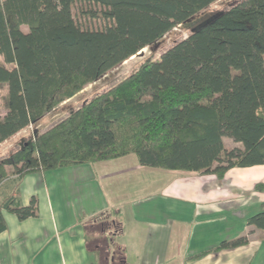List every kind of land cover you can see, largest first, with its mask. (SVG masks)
<instances>
[{
  "label": "trees",
  "instance_id": "16d2710c",
  "mask_svg": "<svg viewBox=\"0 0 264 264\" xmlns=\"http://www.w3.org/2000/svg\"><path fill=\"white\" fill-rule=\"evenodd\" d=\"M216 1L0 0V83L7 86L0 144L174 27L191 28L0 159V233L8 228L5 211L19 220L38 216L37 195L28 204L19 195L30 173L130 153L142 165L219 177L264 164V0L205 13ZM224 137L242 147H227ZM121 213L115 207L84 220L102 264H129L107 238L122 232ZM247 223L264 233V203Z\"/></svg>",
  "mask_w": 264,
  "mask_h": 264
},
{
  "label": "crops",
  "instance_id": "0c3cea01",
  "mask_svg": "<svg viewBox=\"0 0 264 264\" xmlns=\"http://www.w3.org/2000/svg\"><path fill=\"white\" fill-rule=\"evenodd\" d=\"M10 139L0 144V159L12 150ZM19 195L24 204L37 195L38 216L4 212L0 264H102L84 220L115 207L123 222L116 242L129 264H264V233L247 223L264 203V164L219 177L142 165L130 153L27 174ZM242 236L247 242L220 248Z\"/></svg>",
  "mask_w": 264,
  "mask_h": 264
},
{
  "label": "rangeland",
  "instance_id": "374dc122",
  "mask_svg": "<svg viewBox=\"0 0 264 264\" xmlns=\"http://www.w3.org/2000/svg\"><path fill=\"white\" fill-rule=\"evenodd\" d=\"M239 0H218L213 3L205 13H214L220 11L222 9H227L229 6L234 4ZM73 13L76 17L79 16V6L76 5L73 9ZM24 29H27V26H23ZM191 28L188 23L185 25H178L173 28V30L169 31L162 38H160L153 45L147 46L142 49L137 54L131 56L127 60H125L120 65L108 71L104 76L98 79L96 82L87 84L83 90L79 91L74 97L55 107L51 112L47 113L37 125H32L21 131L18 135L10 139L5 146L14 150L21 144L24 140L31 139L34 135V131L43 130L47 127L51 126L53 123L59 121L61 118L65 117L70 110L79 107L85 100L91 98L96 93L101 92L107 89L110 85L115 82L123 79L129 73H131L134 69L138 68L142 63L151 58H157L159 55L168 47H170L175 41L185 38L189 35ZM2 61V57L0 56V62ZM6 104H7V86L0 83V116H3L6 113ZM10 144H12L10 146ZM227 147H234L238 142H225ZM113 232V230H112ZM112 232L108 231L107 238H114L111 241L112 244L116 243V236L112 234ZM114 242V243H113Z\"/></svg>",
  "mask_w": 264,
  "mask_h": 264
}]
</instances>
